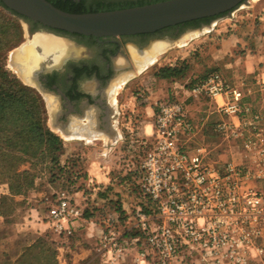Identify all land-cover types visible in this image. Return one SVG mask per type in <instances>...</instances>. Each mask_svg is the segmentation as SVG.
<instances>
[{
    "label": "rangeland",
    "instance_id": "obj_1",
    "mask_svg": "<svg viewBox=\"0 0 264 264\" xmlns=\"http://www.w3.org/2000/svg\"><path fill=\"white\" fill-rule=\"evenodd\" d=\"M228 19V23L239 21L238 25L258 27L264 19V0H250L236 9L231 17L226 15L214 22L227 23ZM20 24L23 42L8 53L5 69L12 79L36 91L26 84L13 66L16 56L21 54L18 49L28 38L26 22L20 19ZM221 26L217 31H221ZM228 26L221 34L212 30L175 45L158 44L156 42L163 41V37L153 38V49L144 51L153 61L146 65L144 60L147 58L141 57L130 44L126 45L124 68L132 66L130 72L133 74L129 78L122 75L112 96L114 102L116 99L120 102L118 123L115 124L119 137L116 141L106 139L105 143L112 146L107 150L58 133L52 127L46 102L36 91L46 108V126L60 139L62 147L56 152L58 162H51L49 152L21 157L22 160L17 162V173L24 175L21 181L30 187L27 193L11 196L6 178L0 177V197L3 198H0V264L16 262L26 249L39 243L57 254L58 264H111L103 256L104 252H100L101 238L109 231L120 235L119 245L124 250L116 264H140L138 253L146 249V244L143 240L135 242L141 236L136 228V214L147 202L140 191V176L135 171L154 142L146 132L152 134L158 105L167 99L185 104L199 126L190 146L193 150L206 148L210 163L224 165L232 153H241L237 143L228 144L216 133L215 127L221 117L214 112L209 101H197L185 95L194 82L213 73H220L227 81L233 82L218 58V51L229 35ZM183 65L189 67L185 79L165 81L156 76L165 67ZM242 88H252L250 81ZM62 192L69 193L76 204L88 212V220H91L76 222L71 235L56 233L47 220L49 210ZM87 251L92 254H86ZM255 264H264V258Z\"/></svg>",
    "mask_w": 264,
    "mask_h": 264
},
{
    "label": "built area",
    "instance_id": "obj_2",
    "mask_svg": "<svg viewBox=\"0 0 264 264\" xmlns=\"http://www.w3.org/2000/svg\"><path fill=\"white\" fill-rule=\"evenodd\" d=\"M259 97L233 86L220 73L187 90L185 95L214 103L221 117L216 133L237 143L224 164L209 162L206 148L192 149L199 126L184 103L175 99L157 107L149 151L138 166L140 190L153 215L136 214L146 244L140 264H255L264 258V78ZM48 212L52 229L71 235L84 220L71 195L62 192ZM115 231L103 234L100 252L116 264L124 250Z\"/></svg>",
    "mask_w": 264,
    "mask_h": 264
},
{
    "label": "flooded vegetation",
    "instance_id": "obj_3",
    "mask_svg": "<svg viewBox=\"0 0 264 264\" xmlns=\"http://www.w3.org/2000/svg\"><path fill=\"white\" fill-rule=\"evenodd\" d=\"M138 1L153 0H50L53 6L66 9L76 7L85 11ZM22 20L26 22L28 29L27 41L22 46L29 44L35 36L45 34L63 39L78 50L76 56L57 60V55L45 56L42 49L36 47L35 57L40 59L39 65L27 73L20 69L26 84L35 89L46 102L52 127L64 137L105 149L107 138L116 141L119 137L115 124L118 123L117 107L120 102L118 99L114 102L112 96L122 75L129 78L133 74L130 72L132 66L124 68L127 62L124 61L127 58L124 53L126 45L130 44L141 55L146 48L154 47L155 42L151 39H173L182 34V29L176 27L155 35L97 40L52 30L27 19ZM146 54L148 53L145 52V56Z\"/></svg>",
    "mask_w": 264,
    "mask_h": 264
},
{
    "label": "trees",
    "instance_id": "obj_4",
    "mask_svg": "<svg viewBox=\"0 0 264 264\" xmlns=\"http://www.w3.org/2000/svg\"><path fill=\"white\" fill-rule=\"evenodd\" d=\"M47 1L50 2V0ZM164 1L167 0L113 4L107 7L101 6L93 11H85L82 8L76 7L74 9H66L61 6L55 7L71 14H87L142 7ZM225 16L226 14L211 19L195 21L179 27L182 29V32L188 29H198L204 25H210L212 22ZM20 19L22 17L9 11L0 2V177L4 176L6 178L9 185L8 191L11 196H18L30 190V187L24 185V182L21 181V177L24 175L17 173V162L19 163L24 157H35L36 154H45L47 152L52 156L51 162H58L57 157H55L56 152L61 150L62 147L60 139L46 126V108L42 98L36 91L25 87L18 80L12 79L5 69L8 53L19 47L23 42V30ZM163 32L165 31L157 34ZM188 70V65L165 67L156 76L161 80L176 81L185 79ZM211 75L194 82L190 89L204 82ZM143 198L147 203L142 205L140 209L148 216H152L154 213L151 202L144 195ZM89 218L88 212H84V219ZM8 264H58V262L57 254L50 249H46L42 243H39L26 249L16 262Z\"/></svg>",
    "mask_w": 264,
    "mask_h": 264
},
{
    "label": "water",
    "instance_id": "obj_5",
    "mask_svg": "<svg viewBox=\"0 0 264 264\" xmlns=\"http://www.w3.org/2000/svg\"><path fill=\"white\" fill-rule=\"evenodd\" d=\"M248 1L250 0H167L117 11L71 14L56 8L47 0H0L9 11L23 19L52 30L97 40L155 35L195 21L225 14L231 17L236 9ZM214 23L198 29H188L178 39L156 43L175 45L193 34L211 32ZM141 55L145 56V52H141Z\"/></svg>",
    "mask_w": 264,
    "mask_h": 264
},
{
    "label": "crops",
    "instance_id": "obj_6",
    "mask_svg": "<svg viewBox=\"0 0 264 264\" xmlns=\"http://www.w3.org/2000/svg\"><path fill=\"white\" fill-rule=\"evenodd\" d=\"M229 21L230 19L226 20L227 23ZM261 22L262 24L258 27L253 24L247 26L238 25L239 21H236V23H228L230 24L229 26L227 23L217 24L216 22L213 29L217 34H221L224 30L223 28L228 26L227 31L229 35L223 41V45L218 51V58L220 64L223 63L225 65L223 70L227 71V75L233 81H229L231 85L242 87L246 82L250 81L252 88L246 90L251 93L249 100L253 102L259 97L258 81L264 78V19ZM220 25H222L221 31H217ZM239 50L245 51L246 53L241 55L237 52ZM236 80L238 82H234ZM209 103L214 108V103L210 101ZM110 146L111 144L108 145L107 143L106 150ZM85 221L88 223L91 220L85 219ZM85 253L92 254V251Z\"/></svg>",
    "mask_w": 264,
    "mask_h": 264
},
{
    "label": "bare ground",
    "instance_id": "obj_7",
    "mask_svg": "<svg viewBox=\"0 0 264 264\" xmlns=\"http://www.w3.org/2000/svg\"><path fill=\"white\" fill-rule=\"evenodd\" d=\"M193 35H196V34H193ZM193 35L188 36L186 39H183L182 41H186L187 39L191 38ZM36 47H40L45 56L52 55V54L57 55L56 56L57 60L63 57L78 55V50L73 45L69 44L67 41L63 39H59L57 37L45 35V34L37 35L34 37V39L29 44L23 46L22 49H20L21 54L16 56V60L13 64L15 70L23 78H24L23 72L25 73L30 72L31 70H33L34 67H37L39 65L40 59L35 57ZM152 59L153 58L147 57V59L144 60V65L148 64V62L150 63L151 61H153Z\"/></svg>",
    "mask_w": 264,
    "mask_h": 264
}]
</instances>
